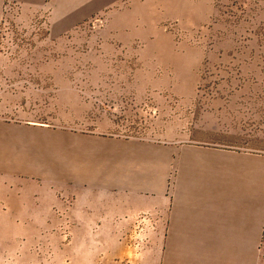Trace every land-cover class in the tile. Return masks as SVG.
<instances>
[{"label": "crops", "instance_id": "crops-1", "mask_svg": "<svg viewBox=\"0 0 264 264\" xmlns=\"http://www.w3.org/2000/svg\"><path fill=\"white\" fill-rule=\"evenodd\" d=\"M13 1L25 14L47 10L50 36L56 39L106 9L109 19L98 36L103 55L91 54L92 64L99 65L92 66L87 79L93 85L108 77L115 81H102L85 93L109 96H138L150 89L188 94L190 78L181 70H187L190 57L195 60L197 50L176 45L160 25L175 20L192 29L214 12L213 0ZM136 42L142 66L132 78L110 70L107 64L118 46L131 48ZM154 60L172 67V75H157ZM104 122L110 124L103 120L100 125ZM62 222L69 224L67 242L57 231ZM135 222L149 224L148 264H212L204 256L213 254L219 240H224V253L235 255L237 239L263 234L264 156L177 140L56 131L47 124L14 130L2 124L1 264L33 262L29 248L38 244L54 248L56 264H104L110 254L114 260L128 253L116 232ZM54 225V239L42 235ZM109 240L116 247L112 252Z\"/></svg>", "mask_w": 264, "mask_h": 264}, {"label": "rangeland", "instance_id": "rangeland-1", "mask_svg": "<svg viewBox=\"0 0 264 264\" xmlns=\"http://www.w3.org/2000/svg\"><path fill=\"white\" fill-rule=\"evenodd\" d=\"M213 4V14L198 27L183 29L175 20L160 25L176 45L197 50V61L190 57L187 70H181L190 78L188 94L150 89L138 96H109L85 93L87 87L115 81L108 77L93 85L87 79L92 66L99 65L92 64L91 54L103 55L98 36L109 19L106 9L56 39L50 36L47 10L25 14L20 3L4 0L0 128L47 124L56 131L177 140L264 156V0H213ZM100 13L105 17L102 23L94 20ZM76 37L80 41H74ZM91 38H96L94 43ZM139 46L137 42L131 48L118 46L116 58L108 60L110 70H122L132 78L142 66L136 53ZM152 67L157 75H172V67L156 60ZM103 120L110 124L100 125ZM68 225L62 222L57 227L65 242ZM148 228L147 223L135 222L127 230L119 229L116 241L128 253L114 260L110 254L104 264H148ZM42 235L54 239L56 225ZM219 242L213 254L204 256L205 262L264 264V229L259 239H237L235 255L233 250L224 253L220 247L224 240ZM112 243L109 240L110 252L116 250ZM29 249L35 255H30L34 261L28 264H56L53 247L38 244Z\"/></svg>", "mask_w": 264, "mask_h": 264}, {"label": "built area", "instance_id": "built-area-1", "mask_svg": "<svg viewBox=\"0 0 264 264\" xmlns=\"http://www.w3.org/2000/svg\"><path fill=\"white\" fill-rule=\"evenodd\" d=\"M105 17L103 13L97 14L94 18V20L98 23H102L104 21Z\"/></svg>", "mask_w": 264, "mask_h": 264}]
</instances>
